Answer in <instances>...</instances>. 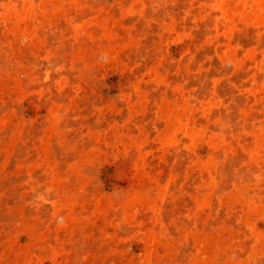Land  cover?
<instances>
[{
    "label": "rangeland",
    "instance_id": "1",
    "mask_svg": "<svg viewBox=\"0 0 264 264\" xmlns=\"http://www.w3.org/2000/svg\"><path fill=\"white\" fill-rule=\"evenodd\" d=\"M0 264H264V0H0Z\"/></svg>",
    "mask_w": 264,
    "mask_h": 264
}]
</instances>
